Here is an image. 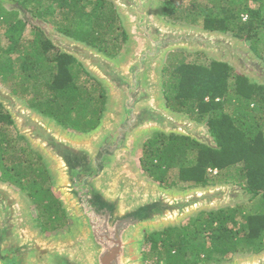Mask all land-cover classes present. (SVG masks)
Listing matches in <instances>:
<instances>
[{"label": "trees", "instance_id": "1", "mask_svg": "<svg viewBox=\"0 0 264 264\" xmlns=\"http://www.w3.org/2000/svg\"><path fill=\"white\" fill-rule=\"evenodd\" d=\"M189 1L192 8L181 10L174 0H162L160 12L191 24L201 19L205 31L251 41V52L264 65V0ZM3 3L14 7L7 9ZM25 13L113 58L122 45L113 43L114 38L123 44L128 39L117 7L110 0H0V24H5L7 40L0 46V85L6 86L3 82L8 79L14 97L64 130L90 132L106 110L105 88L80 61L59 51L38 23L23 17ZM28 21L32 38L21 41ZM190 54L195 57L189 59ZM202 54L199 50L171 53L161 67L160 84L165 106L204 123L213 144L153 131L140 144V169L166 187L177 182L196 187L237 184L253 202L249 208L235 205L202 211L184 224L146 234L150 248L142 254L144 262L209 264L227 255L264 250V83L208 55L206 62L201 61ZM13 125L0 102V158L7 160L5 164L0 160V182L28 191L38 209L34 220L41 231L51 228L53 212L58 210L70 222L61 200L50 197L51 187L44 186L52 175L42 155L18 132L16 140H23V146L9 138L7 128ZM171 173L174 179L168 181Z\"/></svg>", "mask_w": 264, "mask_h": 264}, {"label": "water", "instance_id": "2", "mask_svg": "<svg viewBox=\"0 0 264 264\" xmlns=\"http://www.w3.org/2000/svg\"><path fill=\"white\" fill-rule=\"evenodd\" d=\"M110 1L128 36L131 55L124 65L36 21L59 51L80 61L105 88L106 110L95 129L77 138L67 135L0 88V102L14 125L51 165L49 171L57 181L54 192L62 195L65 214L73 220L67 236L44 242L27 227L13 190L1 182L0 264H142L138 247L144 232L167 221L178 222L226 194L223 188L207 186L174 195L147 185L127 170L129 157L138 139L153 131L213 144L208 130L202 133L165 106L160 70L166 51L204 50L216 60L234 63L242 73L262 67L261 60L219 33L165 24L158 16V0ZM241 264H264V254Z\"/></svg>", "mask_w": 264, "mask_h": 264}, {"label": "rangeland", "instance_id": "3", "mask_svg": "<svg viewBox=\"0 0 264 264\" xmlns=\"http://www.w3.org/2000/svg\"><path fill=\"white\" fill-rule=\"evenodd\" d=\"M161 1L162 0H158V2H157V5H158L157 6L158 11L157 12H158V14H159L158 16L161 18L162 22H164L167 25L173 26V27L192 28V29L197 30V31L204 30L201 26V19H198L196 24H191V23L181 21V20L174 21V20L169 19L166 16H163L160 12V7H159ZM174 1H175V4L177 6H181V10H187V9L192 8V6H191L192 4L189 0H174ZM250 3L253 4V6H255V4H256V2H250ZM2 6L6 7L7 9L14 7L13 4L8 5V3H3ZM23 17H26L28 20H30L31 21L30 23H36V21H37V20L31 19L30 15L28 13H25ZM30 23L28 21V23L26 24L25 29L23 31V36L21 38L22 39L21 41L28 40V39L30 40L32 38V33H31L32 25ZM52 30L57 33V31L55 29L52 28ZM5 33H6L5 24H0V46L6 45L5 42L7 40L4 36ZM221 35L226 36V39L229 40L231 44L237 43L238 48H242V49L246 48L247 50L251 51L249 48V44L251 43V41H243L239 38H236V37L230 35L229 33L221 34ZM67 40L72 41L71 39H67ZM115 42H117L119 44L121 43L122 45H121L120 50L117 53V55L113 58L115 60H118L119 63H122L124 65L126 63V59L128 58L129 55H131V53L130 54L127 53L128 50H127L126 43L123 44L122 42H120L119 38L116 40L114 38L113 43H115ZM55 50H56L55 48L50 49L51 52H55ZM180 50H186V49L178 48V49H171V50L166 51L165 54L163 55V58H162L161 67L163 65H165V62L167 61V59L171 53H174V52H177ZM199 51H201L203 53L202 55H199V59L201 61L206 62L207 61V55L214 58V56L211 55L209 52H206L204 50H199ZM1 54H2V51H0V55ZM194 55L195 54H190L188 56L189 59L194 58L195 57ZM230 64H231V62H230ZM233 64H231V66H233L235 70L241 71L240 69H238ZM245 73L248 74L249 77L254 78L257 82L264 83V65L263 64H262V67H258L257 69H255L253 73H249V72H245ZM3 83H5L6 86L0 85V88L4 89L6 92L11 94L10 91H12V89H11L12 84H10L8 79L6 80V82H3ZM160 95H162V91L160 92ZM18 101L20 103H23L24 106H26L22 100L18 99ZM180 115H182L183 119L190 120L195 126H197L200 130H202V133L205 134L207 128H206V125L204 123H198V122L194 121L193 119H191L190 117H188L184 114H180ZM7 129H8L7 133L9 135V138L11 139V141L12 140L14 142L16 141L15 142L16 144L23 146V144H24L23 140H21V139L16 140V137H15L17 132L19 134H21L20 131L18 130V128L15 125H13ZM64 132H65V134L71 135L74 138L80 137V135H81V134H75V133L71 134V133L67 132L66 130H64ZM148 135L149 134H144L143 136H141L138 139L137 145H136L135 149L133 150V155L129 157V159H131L132 161H131V163L129 162V166H127V168H128L127 170L130 171L131 173H133L136 178L138 177V180L140 182L144 181V183H146L147 185H153L157 188H160L161 190L167 191V192L172 193L174 195L190 193L192 191L202 189L201 187L190 186L191 183H184V182H177L175 186L166 187L164 185L163 186L159 185L158 183L153 182L152 180L147 178L143 174L142 170L140 169V166L138 163V156H140V144ZM0 160H2L4 162V164L7 162L6 159L0 158ZM43 162L46 164L47 169L50 170L49 168L51 167V165L48 164V162L45 158H43ZM38 163L40 164L39 161H38ZM49 173H50V175L52 174L51 171H49ZM173 174L174 173H171L169 175L168 181H171L174 179ZM33 175L34 174L29 175L30 176L29 178H31V181L34 180ZM37 179L39 180L38 177H37ZM4 182H5L4 184L7 187H9V189H11V191L13 190L12 193L15 194L17 199L20 201L21 206L25 212L24 218H25V221L27 223V227L32 228V233H34V235H36L39 238H42L44 240V242L49 243V242L58 240L60 238H63L69 234V230L73 226V220L69 219L70 222L65 221L66 219L63 220L64 215L62 214L61 210L55 211V213L53 212L54 218L50 220L51 228H48L47 230L53 231V232L48 234L47 233L48 231H46V232L41 231V229H43L42 226H38L36 224V221L34 220L35 216H37L36 213L38 212V209L36 207V204L33 202L31 197L28 195V191L27 190H19L15 186L7 184L8 181H4ZM56 183H57L56 178L52 175V181L51 180L46 181V183H44V186L45 187H47V186L51 187L52 191H51L50 197L55 199V196H57L58 198L61 199L62 195L61 194L60 195L55 194V192H54V188L56 186ZM0 184H1V182H0ZM215 187L224 189V193H226V194H225V196L222 197V199L219 198V199L213 200L212 202L211 201L206 202L205 205H203L202 207L195 209L194 211H191L187 215L181 217L178 222H173L171 220V221H167V223H164L160 226H155L153 228L156 230H160L163 227L168 226V224H172V225H175L178 223L184 224L188 221L189 218L196 216L199 212H202V211H209L212 209L216 210L219 208H229V207H233L235 205H240V206H244L245 208H249L253 202L252 200H249V198L247 197V194L244 193V191L237 184L217 182L215 185L209 186L207 188H211L213 190V188H215ZM156 230H153V231H156ZM153 231H151V232H153ZM146 234H149V233L144 232V234L141 237V241L139 243L138 248H139V252L141 254H143L144 251H147L150 248V244L148 242H145V239H144ZM261 254H264V250L258 254H232V255H227L222 261H219L218 263L212 262L209 264H241L242 262L248 261L252 257H255L257 255H261ZM142 264H161V263L153 262V260H147L145 262L142 261Z\"/></svg>", "mask_w": 264, "mask_h": 264}]
</instances>
